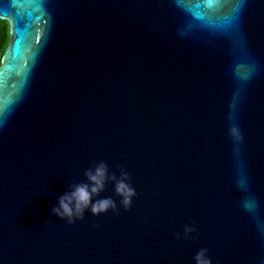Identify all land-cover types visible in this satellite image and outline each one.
<instances>
[{"label": "water", "instance_id": "obj_1", "mask_svg": "<svg viewBox=\"0 0 264 264\" xmlns=\"http://www.w3.org/2000/svg\"><path fill=\"white\" fill-rule=\"evenodd\" d=\"M0 20V264H264V0H0ZM101 161L130 209L109 180L116 211L52 215Z\"/></svg>", "mask_w": 264, "mask_h": 264}, {"label": "clouds", "instance_id": "obj_2", "mask_svg": "<svg viewBox=\"0 0 264 264\" xmlns=\"http://www.w3.org/2000/svg\"><path fill=\"white\" fill-rule=\"evenodd\" d=\"M230 134L237 140L242 137L236 126L230 129ZM85 179L80 182H70L67 190L57 197L55 205L51 208L52 215L69 224L82 220L86 212L93 216H98L109 211H116V202L111 197L100 198V193L104 191L105 184L109 180L113 182L114 192L119 196L120 204L125 210L130 209L132 198L136 195L135 189L127 182L129 179L126 170H121L120 176L109 173L108 166L103 162H94L92 166L84 172ZM194 228L185 227L184 237L194 231ZM180 238V233H177ZM195 264H212L207 256V249H200L195 257Z\"/></svg>", "mask_w": 264, "mask_h": 264}, {"label": "trees", "instance_id": "obj_3", "mask_svg": "<svg viewBox=\"0 0 264 264\" xmlns=\"http://www.w3.org/2000/svg\"><path fill=\"white\" fill-rule=\"evenodd\" d=\"M8 30L7 22L0 20V60L8 43Z\"/></svg>", "mask_w": 264, "mask_h": 264}, {"label": "snow or ice", "instance_id": "obj_4", "mask_svg": "<svg viewBox=\"0 0 264 264\" xmlns=\"http://www.w3.org/2000/svg\"><path fill=\"white\" fill-rule=\"evenodd\" d=\"M217 2H219V3H227L228 0H217Z\"/></svg>", "mask_w": 264, "mask_h": 264}]
</instances>
